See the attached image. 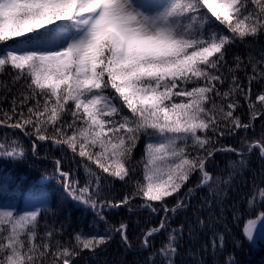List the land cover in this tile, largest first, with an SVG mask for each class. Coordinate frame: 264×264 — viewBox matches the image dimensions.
<instances>
[{
    "label": "snow or ice",
    "instance_id": "1",
    "mask_svg": "<svg viewBox=\"0 0 264 264\" xmlns=\"http://www.w3.org/2000/svg\"><path fill=\"white\" fill-rule=\"evenodd\" d=\"M260 35L264 0H0V73H11L13 85L24 83L15 91L3 86L12 95L10 101L4 96L10 109L0 108V126L65 148L121 181L131 180L142 164L143 180L119 201L102 198L101 175L90 167L82 187L78 181L65 184L67 195L105 224L106 208L127 205L131 211L132 199L141 196L142 207L163 212L157 225L145 229L141 247L151 248L152 238L167 232L146 264H157V258L176 264L185 234L193 239L211 231L228 210L230 193L249 186L251 153L258 150L264 161V137L246 139L243 148L221 146L220 139L264 118V87L255 94L252 88L253 82L264 84V49L259 58L232 54L238 42ZM245 105L247 120L240 113ZM141 137L149 142L144 158L135 161ZM36 146L34 141L33 152ZM218 152L238 159L217 165ZM24 154L18 141L0 143V156ZM61 163L55 160L67 178ZM194 175L196 188L209 189L201 207L208 215L171 227V217L188 207L195 189L187 188L171 208L166 198ZM258 175L261 184L251 181L250 208L254 199L264 205V166ZM29 201L37 206L20 210L0 200V264H76L85 252L95 256L113 233L131 247L124 221L102 235L84 228L68 232L67 220L45 219L63 209L50 204L44 191H34ZM256 223L249 219L243 229L250 240ZM224 242L223 232L211 231L189 255L199 254L197 264H206L204 254Z\"/></svg>",
    "mask_w": 264,
    "mask_h": 264
},
{
    "label": "trees",
    "instance_id": "2",
    "mask_svg": "<svg viewBox=\"0 0 264 264\" xmlns=\"http://www.w3.org/2000/svg\"><path fill=\"white\" fill-rule=\"evenodd\" d=\"M214 20V18H213ZM218 24V22H216ZM222 27V26H221ZM13 42L9 41L8 46ZM5 47L0 44V49ZM264 49V35L258 36L255 40L249 38L247 42L237 43L232 48V54L246 57L249 53L259 58L260 51ZM251 71V69H248ZM243 78V73H240ZM4 85H8L16 89H23V81L13 85V77L11 73H0V108L4 110L10 109V103L5 102L4 96L11 99V93H6ZM264 84L253 82V93L260 91ZM241 103L245 102L241 100ZM243 119L247 120L246 105L240 110ZM264 137V118H258L254 121L252 128L248 130H239L233 136L220 138L221 146H231L235 148H243V142L246 139H260ZM18 141L24 149V156L19 158H10L0 156V200L3 204L18 203L16 207L21 209V204L36 190L44 191L50 204H59L63 211L54 209L53 213H49L45 219L49 222L67 220V230L72 232L84 228L86 231H95L98 234H104V230L110 225H118L121 221L128 224V237L131 243L129 248L123 243L118 233H113L112 240L99 249L95 256L85 252L78 258L76 264H146L149 255L154 253L166 240L167 232H161L152 238V247L144 249L141 247V241L145 229L157 225L163 212L159 214L151 213L147 208L142 207L145 203L144 198L137 195L131 201L132 210L125 205L116 208H106L103 215L107 220V224L99 221L91 208L77 203L67 195L65 188L66 183L78 181L79 186H83L88 179L86 169L91 168L92 171L101 175V196L102 198L119 201L122 197L135 192L136 181L143 180V166L137 164L136 172L131 180L127 182L117 178L110 177L106 173H102L98 167L86 158L73 155L65 148L57 147L48 141H36L34 135H26L20 129H13L8 126H0V143L10 144ZM36 142V150L33 152L32 145ZM149 142L148 138L141 137L136 148L133 151L135 161H141L145 156V145ZM61 159V170L68 172L69 176L65 178L59 171L55 160ZM238 157L234 153L218 152L215 160L217 165L222 166L227 161H235ZM250 170L245 175L249 178V186L239 187L237 191L231 192L226 204L228 210L223 214L222 218L217 221L211 231L223 232L225 242L223 248H218L214 253L204 254L206 264H264V238L258 240L249 239L243 229L247 225L249 219L253 220L259 217L261 211H264V205L253 200L250 208L247 203L248 197L252 196L253 189L251 187L252 178L255 177L256 184H261V178L258 175L260 168L264 166L258 155V150H254L250 157ZM199 178L193 176L189 182L181 189L179 193L167 197L166 202L171 208L175 205L176 199L186 193L187 188L191 187L195 190L191 193L188 200V207L179 210L171 217V227H176L181 223H189L194 221L196 216L208 215L207 209L201 211L204 201L210 197L207 186L204 188H196ZM23 197V198H22ZM155 206H159L160 202H152ZM238 211V217H233L232 205ZM216 215H220L216 210ZM94 226V227H90ZM210 230H205L193 239H189L187 233L182 243L180 254L176 257V264H197L199 254L195 257L189 255L195 251L200 243L207 242L211 234ZM157 264H161L157 258Z\"/></svg>",
    "mask_w": 264,
    "mask_h": 264
},
{
    "label": "rangeland",
    "instance_id": "3",
    "mask_svg": "<svg viewBox=\"0 0 264 264\" xmlns=\"http://www.w3.org/2000/svg\"><path fill=\"white\" fill-rule=\"evenodd\" d=\"M17 203H6V204H3V206L5 207H9V206H13V207H16ZM37 206V202L36 201H27L26 205L24 206V209L22 210H30L31 208ZM253 220H256L257 223H256V229L254 230V233H253V237L252 239L253 240H258L259 238H264V219H261V218H256V219H253Z\"/></svg>",
    "mask_w": 264,
    "mask_h": 264
}]
</instances>
